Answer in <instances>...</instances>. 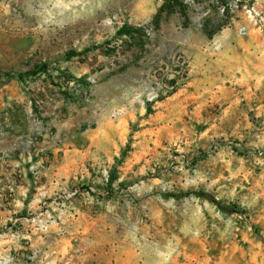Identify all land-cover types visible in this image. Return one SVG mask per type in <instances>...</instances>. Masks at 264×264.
<instances>
[{"label":"rangeland","instance_id":"rangeland-1","mask_svg":"<svg viewBox=\"0 0 264 264\" xmlns=\"http://www.w3.org/2000/svg\"><path fill=\"white\" fill-rule=\"evenodd\" d=\"M185 1L0 0V264H264V60L191 64L264 0Z\"/></svg>","mask_w":264,"mask_h":264},{"label":"crops","instance_id":"crops-1","mask_svg":"<svg viewBox=\"0 0 264 264\" xmlns=\"http://www.w3.org/2000/svg\"><path fill=\"white\" fill-rule=\"evenodd\" d=\"M263 26L235 13L221 34L213 39L207 37L201 48L191 51L192 71L199 77L200 73L215 67L242 75L249 57L264 60Z\"/></svg>","mask_w":264,"mask_h":264},{"label":"trees","instance_id":"trees-1","mask_svg":"<svg viewBox=\"0 0 264 264\" xmlns=\"http://www.w3.org/2000/svg\"><path fill=\"white\" fill-rule=\"evenodd\" d=\"M224 1V0H223ZM175 12H179L182 17V25L184 27H189L190 26V17H189V5L185 0H163L162 5L160 6L156 16H155V25L159 26L164 14H172ZM230 10L228 5H225L224 9V15L229 18L230 17ZM226 23L221 24L216 31L212 29H208V21H205L204 23V29L207 32L208 36L211 37L213 36L217 31L221 30ZM116 35L118 38L122 39H128L131 40L132 42H135L136 45H142L145 46L146 44V37L147 33L144 27L141 26H136L134 24H131L129 22H125L119 29L116 31ZM126 40V41H128ZM110 50V51H109ZM117 51V47H111V49H107V53H113ZM71 54H76V52H73ZM44 68H47V64L42 65ZM42 66L40 67L39 70H33L27 73H20L18 74V78L21 81H24L25 75L26 74H37L38 72H42L44 69H41ZM7 76H12L10 73H6ZM69 81H77V82H83L85 85H89V82L86 80V78L81 77V78H76V77H71ZM115 176L112 175L110 176V179L108 180L110 184H112L115 181Z\"/></svg>","mask_w":264,"mask_h":264},{"label":"built area","instance_id":"built-area-1","mask_svg":"<svg viewBox=\"0 0 264 264\" xmlns=\"http://www.w3.org/2000/svg\"><path fill=\"white\" fill-rule=\"evenodd\" d=\"M254 12H255V14H256V15H258V14H259V12L255 11V10H254Z\"/></svg>","mask_w":264,"mask_h":264}]
</instances>
